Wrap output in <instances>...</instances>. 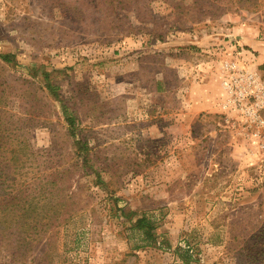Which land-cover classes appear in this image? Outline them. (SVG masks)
Segmentation results:
<instances>
[{"label":"rangeland","instance_id":"1","mask_svg":"<svg viewBox=\"0 0 264 264\" xmlns=\"http://www.w3.org/2000/svg\"><path fill=\"white\" fill-rule=\"evenodd\" d=\"M226 60L264 73V0H0V264H264Z\"/></svg>","mask_w":264,"mask_h":264},{"label":"built area","instance_id":"2","mask_svg":"<svg viewBox=\"0 0 264 264\" xmlns=\"http://www.w3.org/2000/svg\"><path fill=\"white\" fill-rule=\"evenodd\" d=\"M221 71L220 111L229 119H236L254 144L264 149V73L243 67L235 60L224 61Z\"/></svg>","mask_w":264,"mask_h":264},{"label":"trees","instance_id":"3","mask_svg":"<svg viewBox=\"0 0 264 264\" xmlns=\"http://www.w3.org/2000/svg\"><path fill=\"white\" fill-rule=\"evenodd\" d=\"M127 2H129V0H126ZM3 60L5 61H10V56L9 55H2L1 56ZM47 88L51 87L50 84H47L46 86ZM65 114V121L67 122L69 128H73L74 127V118L70 115H67L66 112ZM82 146H80V148H82ZM21 200H17L16 199V204L12 205L10 208L12 209L10 212L14 211L15 213H17V210L19 208L18 203H20ZM0 202H2V199L0 200ZM8 207H6V205L3 206V204H0V213L2 211H5V209H7ZM17 215V214H16ZM18 217V216H16ZM15 217V218H16ZM14 218V219H15ZM1 219V218H0ZM1 222V220H0ZM132 229L136 230L139 233L140 239H141V243L139 244V246L137 247H144V246H148L150 245L152 242L155 241V236L153 234V229H154V223L151 221L150 218H148L145 215H141L139 216L136 220L135 223L132 226ZM5 232V231H4ZM138 245V244H137ZM180 257L184 260V261H188V257L189 255L186 254H181Z\"/></svg>","mask_w":264,"mask_h":264}]
</instances>
